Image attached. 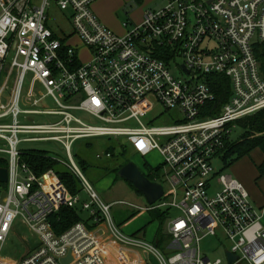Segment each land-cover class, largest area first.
<instances>
[{
	"label": "built area",
	"instance_id": "obj_1",
	"mask_svg": "<svg viewBox=\"0 0 264 264\" xmlns=\"http://www.w3.org/2000/svg\"><path fill=\"white\" fill-rule=\"evenodd\" d=\"M165 1L145 11L140 25L124 24L131 29L118 36L94 13L96 0H0V159L6 162L0 169L7 171L0 182V264L16 225L35 241L17 264H64L68 256V264H104L112 256L125 264H153L151 258L157 264H264L259 212L243 187L213 166L233 124L264 109L254 55L264 42V0ZM53 6L67 16L72 34L50 28ZM83 50L89 52L84 64ZM171 61L180 78L171 75ZM216 76L230 87L219 109L209 85ZM156 107L182 119L145 123ZM92 139L126 140L142 158L161 156L154 183L163 195L142 211L176 214L168 219L165 253L123 234L111 217L113 205L84 178L71 148ZM36 143L63 149L67 161L57 162L80 181L87 200L70 194L55 172L29 169L24 147ZM76 207L92 227L78 222L57 234L52 223L59 211ZM208 238L223 248L225 260L202 250Z\"/></svg>",
	"mask_w": 264,
	"mask_h": 264
},
{
	"label": "rangeland",
	"instance_id": "obj_2",
	"mask_svg": "<svg viewBox=\"0 0 264 264\" xmlns=\"http://www.w3.org/2000/svg\"><path fill=\"white\" fill-rule=\"evenodd\" d=\"M167 3L165 0H97L95 3L96 14L100 22L109 28L114 34L124 36L129 32L131 27L125 28L124 24H130L132 27L142 23L143 14L147 10L161 8ZM49 26L57 35L63 33L72 34V27L67 19V16L59 11L56 7H52L49 11ZM74 43L80 45L74 37ZM213 44L210 43L212 49ZM89 52L81 51V62L89 61ZM174 62H178L175 59ZM171 61L167 67L171 75L175 78H180L175 63ZM260 66V65H259ZM182 119L177 111L164 112L163 108L156 107L150 112L143 121L157 126L174 125ZM241 134V129L234 126L230 129V139L236 140ZM123 150L128 155V159L133 162L141 173H145L146 168L159 169L162 165V158L157 152H152L141 157L126 140L122 141ZM88 145V146H87ZM28 151L41 152L47 156H51L57 161H67L63 149L54 143H36L29 144L24 147ZM112 149L117 154L119 148L111 139H92L81 140L76 142L72 148V156L77 162L81 173L90 184L98 198L105 204L115 203L111 208L110 214L115 225L120 231L127 236H138L139 238L149 241L155 234L162 237L163 241H167L166 222L173 218L174 212L168 213L164 220H160L152 212L142 211L147 208V203L144 197L136 192V190L127 182L116 178L112 172L114 161L106 158L104 152ZM120 151V150H119ZM101 158L97 159L96 156ZM79 158L85 160L88 167L84 170L79 163ZM261 162V153L259 150H253L248 156L241 158L233 164L227 166L222 159L213 161L214 170L222 175L230 176L231 179L239 183L245 192L249 195L253 207L257 209L261 217V222L264 224V176H260L256 170V166ZM81 199H85V193L80 194ZM138 207L140 210L131 207ZM260 207V211L258 208ZM81 219L87 220V214L82 212ZM35 246V241L31 234L24 227L16 225L14 233L10 236L2 252V260L7 264H17L24 254ZM215 239L208 238L201 243V248L210 258H222L225 260L223 248H218ZM227 247V245H225ZM153 264H157L151 258ZM2 262V264H6Z\"/></svg>",
	"mask_w": 264,
	"mask_h": 264
},
{
	"label": "trees",
	"instance_id": "obj_3",
	"mask_svg": "<svg viewBox=\"0 0 264 264\" xmlns=\"http://www.w3.org/2000/svg\"><path fill=\"white\" fill-rule=\"evenodd\" d=\"M254 55L260 65L261 76L264 80V42L258 43L254 46ZM209 85L216 95V107L219 109V107L227 101L229 96L230 87L228 80H225L223 77L216 76L211 79ZM217 112L218 111H216V113ZM233 125L238 126V128L241 129V134L236 140H231L229 136H226L223 147L218 153L220 159H222V162L225 164L228 162L227 166H229L237 160L248 156L253 150H259L262 155V160L256 166V170L260 176H264V109L252 116L236 121ZM117 147L120 150L117 154L113 152L112 149L108 148V152L111 154V160H113L115 164V167L112 169V172L115 175L120 168L131 161L128 159L129 157L123 150V147H120L119 144H117ZM23 161L36 175H41L48 170L55 172L61 183L67 188L70 194H82L80 181L74 175L69 173L65 167H62L57 162V159L47 156L41 152L30 151L25 154ZM81 167L85 170L88 165L81 163ZM0 168H6V162L3 159H0ZM145 171L146 173L144 176L148 180L153 183L157 182L155 178L158 176V169L152 171L146 168ZM116 178H118L117 175ZM152 213L160 220H165L168 216V212L153 211ZM81 214L82 211L78 207L74 209L62 208L57 214V217L53 220L52 224L54 231L57 234L63 233L73 224L78 222H83L88 225L87 223L89 219L83 221L81 219ZM156 246L159 247L158 244Z\"/></svg>",
	"mask_w": 264,
	"mask_h": 264
},
{
	"label": "water",
	"instance_id": "obj_4",
	"mask_svg": "<svg viewBox=\"0 0 264 264\" xmlns=\"http://www.w3.org/2000/svg\"><path fill=\"white\" fill-rule=\"evenodd\" d=\"M117 177L127 183H129L137 192H139L145 199L147 205L151 206L156 203L163 195L162 187L148 180L133 163L129 162L117 171ZM7 180V171L0 169V182L5 183ZM234 257L227 254V262L232 263ZM70 262L68 256L64 260V264Z\"/></svg>",
	"mask_w": 264,
	"mask_h": 264
},
{
	"label": "crops",
	"instance_id": "obj_5",
	"mask_svg": "<svg viewBox=\"0 0 264 264\" xmlns=\"http://www.w3.org/2000/svg\"><path fill=\"white\" fill-rule=\"evenodd\" d=\"M97 1V0H96ZM96 3V2H95ZM95 3L93 4V11H94V13L96 14V10H95ZM97 15V14H96ZM97 17H98V15H97ZM98 19H99V17H98ZM100 20V19H99ZM106 27V26H105ZM109 29V28H108ZM99 140V139H98ZM78 142V141H77ZM117 144H118V142H117ZM88 146V145H87ZM107 152H108V150H106ZM119 151V150H118ZM109 159H111V158H109ZM79 160V163L81 164V163H84V164H86V162H85V160L84 159H82V158H79L78 159ZM261 160H262V155H261ZM131 162V161H130ZM77 163V162H76ZM63 167V166H62ZM115 167V164H113V168ZM112 168V169H113ZM146 173V172H145ZM145 173H142L143 175L145 174ZM249 196V195H248ZM84 200H87V197L85 198V199H82V201H84ZM108 205H115V203H110V204H108ZM131 207H133V208H138V207H136V206H133V205H130ZM258 210L260 211L261 209H260V207L258 208ZM90 227H92V223L91 222H88L87 223ZM167 224H168V221L166 222V228H167ZM167 233V232H166ZM168 237V236H167ZM168 240L169 239H167V241H163V239H162V237H160V236H158V234H155L154 236H153V238L151 239V240H149V241H147V242H152V243H156V245L158 244L159 245V250L161 251V252H163V253H165L166 251H167V249H168ZM217 248V247H216ZM218 249V248H217ZM120 253H121V256L123 255V256H126V257H128V256H130V257H133V253H131V251H128V250H120ZM141 258H142V256H140ZM217 258H219V257H217ZM220 259H222V258H220ZM226 259H227V257H226ZM104 264H125V261H121L120 260V256L119 257H117V256H112L110 259H108V260H106L105 261V263Z\"/></svg>",
	"mask_w": 264,
	"mask_h": 264
}]
</instances>
